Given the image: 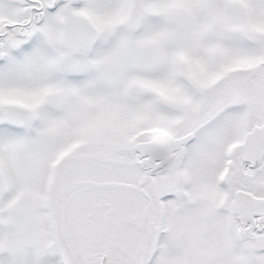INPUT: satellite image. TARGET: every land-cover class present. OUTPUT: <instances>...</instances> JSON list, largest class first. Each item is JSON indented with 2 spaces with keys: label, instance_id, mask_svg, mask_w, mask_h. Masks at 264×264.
<instances>
[{
  "label": "snow or ice",
  "instance_id": "6c2138e0",
  "mask_svg": "<svg viewBox=\"0 0 264 264\" xmlns=\"http://www.w3.org/2000/svg\"><path fill=\"white\" fill-rule=\"evenodd\" d=\"M0 264H264V0H0Z\"/></svg>",
  "mask_w": 264,
  "mask_h": 264
}]
</instances>
